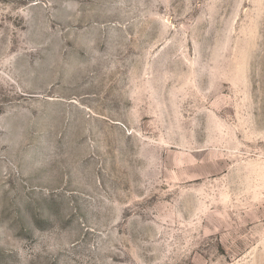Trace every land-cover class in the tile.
<instances>
[{
    "label": "rangeland",
    "instance_id": "rangeland-1",
    "mask_svg": "<svg viewBox=\"0 0 264 264\" xmlns=\"http://www.w3.org/2000/svg\"><path fill=\"white\" fill-rule=\"evenodd\" d=\"M0 264H264V0H0Z\"/></svg>",
    "mask_w": 264,
    "mask_h": 264
}]
</instances>
